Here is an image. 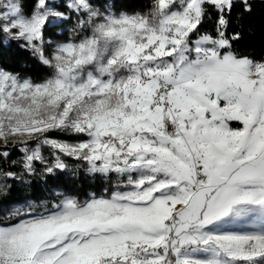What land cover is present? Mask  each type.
<instances>
[{"label": "snow or ice", "instance_id": "6c2138e0", "mask_svg": "<svg viewBox=\"0 0 264 264\" xmlns=\"http://www.w3.org/2000/svg\"><path fill=\"white\" fill-rule=\"evenodd\" d=\"M129 7L0 0L47 70L0 64V264H264V57L235 47L264 0ZM81 171L108 187L10 199Z\"/></svg>", "mask_w": 264, "mask_h": 264}, {"label": "trees", "instance_id": "16d2710c", "mask_svg": "<svg viewBox=\"0 0 264 264\" xmlns=\"http://www.w3.org/2000/svg\"><path fill=\"white\" fill-rule=\"evenodd\" d=\"M119 2L130 6L128 10L133 11L139 10L144 0H119ZM249 28L252 31H249ZM55 31L53 29V32ZM235 47L241 54H251L256 58L264 57V17L259 12L249 18L245 25L244 38ZM0 64L23 75H30L35 79H41L47 74L46 69L16 44H12L9 47H0ZM105 187H108V185L99 177L93 179L83 171L75 177L71 173H63L59 174L57 179L49 181L47 185L34 182L32 188L28 190L17 186L10 199H44L50 195L48 190L51 189L68 191L85 197L90 192L100 194Z\"/></svg>", "mask_w": 264, "mask_h": 264}]
</instances>
